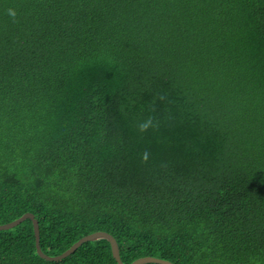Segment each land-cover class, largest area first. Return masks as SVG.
Wrapping results in <instances>:
<instances>
[{
  "label": "trees",
  "instance_id": "16d2710c",
  "mask_svg": "<svg viewBox=\"0 0 264 264\" xmlns=\"http://www.w3.org/2000/svg\"><path fill=\"white\" fill-rule=\"evenodd\" d=\"M27 213L52 257L264 264V0H0V225ZM0 264L118 263L27 219Z\"/></svg>",
  "mask_w": 264,
  "mask_h": 264
},
{
  "label": "water",
  "instance_id": "95a60500",
  "mask_svg": "<svg viewBox=\"0 0 264 264\" xmlns=\"http://www.w3.org/2000/svg\"><path fill=\"white\" fill-rule=\"evenodd\" d=\"M27 219H31L33 221L34 232H35V236H36V247H37L38 254L47 261L63 260L65 258L69 257L70 255H72L84 243L95 242L98 240L106 239L111 244L112 253H113V256L116 259L117 263L118 264H125L122 261L121 253H120V249H119V245H118L117 240L112 235H110L109 233H106V232H98V233L88 235V236L82 238L81 240H79L77 243H75L69 250H67L63 254H61L59 256L52 257V256L46 255L42 251V248L40 245V226H39L38 220L35 219L33 214L27 213L23 217H21L20 219H18L16 221H13V222H11L9 224H5V225H0V231L13 229V228L19 226L20 224H22ZM151 263H153V264H173L169 261H166L163 259H158L155 257H144V258L136 260L132 264H151Z\"/></svg>",
  "mask_w": 264,
  "mask_h": 264
}]
</instances>
